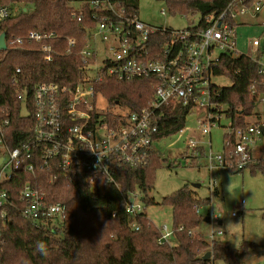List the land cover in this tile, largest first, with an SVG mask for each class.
Wrapping results in <instances>:
<instances>
[{
	"label": "built area",
	"instance_id": "built-area-1",
	"mask_svg": "<svg viewBox=\"0 0 264 264\" xmlns=\"http://www.w3.org/2000/svg\"><path fill=\"white\" fill-rule=\"evenodd\" d=\"M68 1L78 22L84 20L86 10L92 11L94 21V26L87 30L86 46L81 52L83 76L74 87L49 82L35 87L31 101L35 130L30 143L10 150L5 141V130L11 121L0 120V150H4L0 158L3 160L0 165V222L7 218L6 208L10 202L8 191L1 187L35 156L39 159V167L51 172V183L60 179L72 181L84 172L89 175L92 185L98 178L113 180L112 168L116 164L142 169L150 164L153 156L161 158L162 152L156 151L155 145L161 142L157 137L163 108L187 109V122L195 116L204 135H210L224 117L231 121L227 135L233 141L227 140L226 146L232 149L236 164L234 167L227 164L223 152L219 156L210 155L212 167L241 172L258 160L256 150L264 137V121L258 115V123L245 128L233 127V121L228 117L229 108L224 112L226 105L215 102L221 88L213 79L219 77L215 72L224 56H245L236 49L237 21L264 12L263 0H230L222 13L203 19L196 16V22L183 30L144 23L139 15L130 12L125 0ZM162 14H166L165 9ZM7 18L8 9H0V21ZM202 22L208 26L201 28ZM159 38L166 41L161 43ZM5 42L7 49L0 54L24 50L27 43H34L40 46L39 52L49 63L58 56L72 55L77 47L75 38L62 39L56 33L37 31ZM249 45L256 50L255 57L250 59L260 66V73L264 75V41L249 39ZM21 74L18 69L13 82L18 84ZM111 77L119 81L155 79V98L151 106L141 113H131L119 105L120 109L112 113L100 111L98 100L107 99L97 88L105 78ZM250 92L253 97H258V103L264 104V93H258L255 85L251 86ZM17 100L23 107L22 116H30L26 89L17 91ZM23 112L28 115L24 116ZM185 131L186 128L180 131L177 138L187 140V150H192L196 159L205 157L206 153L200 152L204 148L194 138L185 137ZM35 170L36 166H27L28 172ZM2 175H5L4 181ZM142 199L143 195L138 191L125 199L126 212L134 219L145 214ZM20 200L24 206L23 218L35 227L56 235L64 226L66 207L51 204L46 192L27 184L20 192ZM204 209L195 206L198 215H202ZM233 217L237 215L233 214ZM206 220L212 226H220L221 216L210 211ZM133 228L138 230L136 224ZM160 232L158 245H170L174 230L169 232L164 226ZM223 236V232L213 231L210 243Z\"/></svg>",
	"mask_w": 264,
	"mask_h": 264
},
{
	"label": "trees",
	"instance_id": "trees-1",
	"mask_svg": "<svg viewBox=\"0 0 264 264\" xmlns=\"http://www.w3.org/2000/svg\"><path fill=\"white\" fill-rule=\"evenodd\" d=\"M154 1L163 3L174 17L200 16L201 19L222 13L230 2ZM125 5L132 14L139 15L140 0H125ZM0 9L9 11V18L0 21V37L5 35L7 41L32 31L56 33L62 39L77 40L72 55L58 56L50 63L43 59L40 46L34 43H27L24 50L0 54V120L11 121L5 130V141L13 150L33 139L35 123L31 101L35 87L46 82L68 87L79 83L83 76L81 52L86 46L87 30L94 26V21L92 11L86 10L84 20L78 22L68 0H0ZM207 26L201 23V28ZM159 40L166 41L165 38ZM18 69L22 74L17 84L13 80ZM260 71V66L247 56L226 55L215 72L232 80L231 87L219 90L215 102L228 106V117L235 128L249 127L254 116L260 118L254 114L258 97L250 92L255 85L258 93H264V75ZM155 84V79L150 78L119 81L111 77L105 78L97 91L111 107L119 105L131 113H141L154 101ZM22 89L27 90L29 98L28 117L22 116L23 107L17 100V91ZM160 112L162 120L157 140L175 137L186 128L187 109L163 108ZM227 140L233 141L226 135ZM200 152L205 153L204 149ZM224 156L226 163L234 167L236 157L232 156L231 148L224 147ZM29 165L36 166V170L28 172ZM162 167L163 160L157 155L142 169L116 164L112 168L113 180L98 178L92 185L84 172L72 181L60 179L51 183V172L39 167L37 156L26 161L14 178L1 187L8 191L10 202L6 208L7 218L0 222V264H246L247 255L259 248L256 244L245 241L238 249H233L222 240L209 243L195 235L203 221L195 206L208 208L212 202L199 199L188 186L166 197L162 203L172 209L175 245H158L161 232L146 213L134 219L126 212L125 199L137 191L143 195L145 206L155 205L149 194L155 187L156 172ZM247 170L253 175L262 173L264 176V159H258ZM27 184L46 192L51 204L66 207L64 226L58 234L37 228L23 218L20 192ZM214 194L219 196L217 188ZM135 224L138 230L133 228ZM209 252L212 258L205 260Z\"/></svg>",
	"mask_w": 264,
	"mask_h": 264
},
{
	"label": "rangeland",
	"instance_id": "rangeland-1",
	"mask_svg": "<svg viewBox=\"0 0 264 264\" xmlns=\"http://www.w3.org/2000/svg\"><path fill=\"white\" fill-rule=\"evenodd\" d=\"M163 9L166 11L165 15L162 14ZM139 17L146 24L173 30L186 29L191 22H196V17L193 16L188 18L172 16L163 3L154 0H140ZM263 23L264 12L237 21L236 49L240 54L249 58L255 57L256 50L249 45V39L261 38L264 41ZM213 81L220 88H229L233 85L232 80L226 76L215 77ZM97 106L103 113H112L120 109L111 107L103 99L98 100ZM223 110L227 112L228 107L224 106ZM254 114L260 115L261 121H264L263 103L257 105ZM23 115L28 114L23 112ZM191 120L186 124L185 137L197 140L205 149L206 156L196 159L192 150H187V140L180 141L177 136L163 139L155 145V150L162 152L163 167L156 172L155 187L149 194L155 205L146 206L147 217L159 230L167 226L168 231L172 232L174 230L172 209L163 205V200L188 186L199 199L212 201V206L202 211L203 221L195 235L210 243L213 231H221L224 236L219 240L228 243L233 249H238L245 241L254 243L259 248L247 255L245 263L264 264V176L262 173L253 175L250 170L240 173L212 167L209 157L223 154L231 121L224 117L220 125L212 129L210 135H204L195 116ZM258 121L255 116L250 120L252 124ZM3 154L4 150H0V158ZM256 158L264 159V137L259 142ZM4 179L5 175H2L1 180ZM230 184L231 193L228 191ZM215 188L219 190V196L214 194ZM210 211L221 216L222 226H212L206 222ZM233 214L237 217H233ZM169 243L175 245L177 241L171 237Z\"/></svg>",
	"mask_w": 264,
	"mask_h": 264
},
{
	"label": "water",
	"instance_id": "water-1",
	"mask_svg": "<svg viewBox=\"0 0 264 264\" xmlns=\"http://www.w3.org/2000/svg\"><path fill=\"white\" fill-rule=\"evenodd\" d=\"M25 11H26V9H25ZM5 40H6V36L2 35L0 37V52L5 51L7 49ZM2 162H3V160H0V165L2 164ZM206 222H208V220H206ZM220 226H222V222L220 223ZM211 258H212V253L211 252L207 253L205 256V260H209Z\"/></svg>",
	"mask_w": 264,
	"mask_h": 264
},
{
	"label": "clouds",
	"instance_id": "clouds-1",
	"mask_svg": "<svg viewBox=\"0 0 264 264\" xmlns=\"http://www.w3.org/2000/svg\"><path fill=\"white\" fill-rule=\"evenodd\" d=\"M228 191L231 193V184L229 185V187H228ZM41 246L40 245H38V248H40ZM236 247L238 248V246L236 245Z\"/></svg>",
	"mask_w": 264,
	"mask_h": 264
},
{
	"label": "crops",
	"instance_id": "crops-1",
	"mask_svg": "<svg viewBox=\"0 0 264 264\" xmlns=\"http://www.w3.org/2000/svg\"><path fill=\"white\" fill-rule=\"evenodd\" d=\"M211 202H212V201H211ZM211 206H212V203H211ZM211 206H210V207H211ZM222 224H223V223H222ZM218 239H221V238H218Z\"/></svg>",
	"mask_w": 264,
	"mask_h": 264
}]
</instances>
